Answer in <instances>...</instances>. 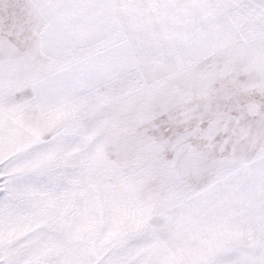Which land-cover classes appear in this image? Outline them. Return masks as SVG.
<instances>
[{
  "label": "snow or ice",
  "instance_id": "obj_1",
  "mask_svg": "<svg viewBox=\"0 0 264 264\" xmlns=\"http://www.w3.org/2000/svg\"><path fill=\"white\" fill-rule=\"evenodd\" d=\"M0 264H264V0H0Z\"/></svg>",
  "mask_w": 264,
  "mask_h": 264
}]
</instances>
